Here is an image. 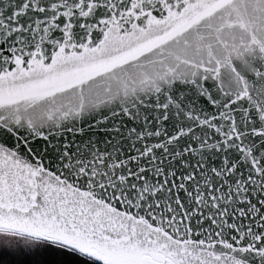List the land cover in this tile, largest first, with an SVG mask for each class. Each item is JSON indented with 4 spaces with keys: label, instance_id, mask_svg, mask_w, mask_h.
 Returning <instances> with one entry per match:
<instances>
[{
    "label": "snow or ice",
    "instance_id": "1",
    "mask_svg": "<svg viewBox=\"0 0 264 264\" xmlns=\"http://www.w3.org/2000/svg\"><path fill=\"white\" fill-rule=\"evenodd\" d=\"M0 264H264V0H0Z\"/></svg>",
    "mask_w": 264,
    "mask_h": 264
}]
</instances>
